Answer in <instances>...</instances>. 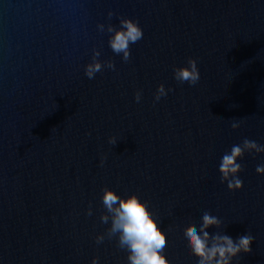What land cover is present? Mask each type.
<instances>
[{
    "label": "clouds",
    "instance_id": "clouds-1",
    "mask_svg": "<svg viewBox=\"0 0 264 264\" xmlns=\"http://www.w3.org/2000/svg\"><path fill=\"white\" fill-rule=\"evenodd\" d=\"M103 30V25L98 26ZM112 33L109 38V46L114 53L123 54V59L130 56L129 45L143 38V29L136 20L124 18L120 20V27L114 29L108 26ZM98 55V53H97ZM112 67V65H109ZM101 69L99 62H93L86 66L85 75L92 79L94 74ZM173 78L181 83L187 82L194 86L200 80V71L197 61L188 58L185 65L173 68ZM171 89H165L163 84L157 86L154 101L167 95ZM135 100L140 101V93H136ZM239 125L232 124L235 129ZM115 138L110 137L109 143L115 144ZM246 150L264 152V146L255 141L245 140L243 146L233 145L230 152L224 154L219 163L218 171L221 182L227 183L231 192L240 191L243 181L238 173L242 170L238 160ZM101 164L103 158H101ZM258 175H264V164L256 167ZM104 207L111 215V227L109 235H116L118 247L127 253V264H168L166 243L167 235L160 228L156 216L150 210L148 204L135 193L127 197H121L115 191L105 188L101 197ZM101 220L108 222L109 216H102ZM219 218L205 212L201 218L199 231L188 229L185 232V242L191 254L197 258V264H232L240 254H248L252 251L251 245L254 237L245 234L233 239L227 234H212L207 231L210 227L219 228ZM102 237H97L96 242L101 243ZM91 264H99L98 258L93 257Z\"/></svg>",
    "mask_w": 264,
    "mask_h": 264
},
{
    "label": "water",
    "instance_id": "water-1",
    "mask_svg": "<svg viewBox=\"0 0 264 264\" xmlns=\"http://www.w3.org/2000/svg\"><path fill=\"white\" fill-rule=\"evenodd\" d=\"M18 0H0V17Z\"/></svg>",
    "mask_w": 264,
    "mask_h": 264
}]
</instances>
